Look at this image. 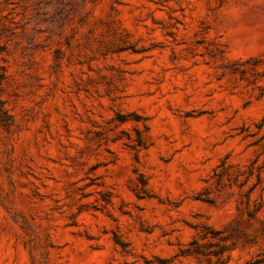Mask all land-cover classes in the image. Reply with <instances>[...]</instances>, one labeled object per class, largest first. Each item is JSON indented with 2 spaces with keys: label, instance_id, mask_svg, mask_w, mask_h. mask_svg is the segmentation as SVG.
Returning a JSON list of instances; mask_svg holds the SVG:
<instances>
[{
  "label": "rangeland",
  "instance_id": "obj_1",
  "mask_svg": "<svg viewBox=\"0 0 264 264\" xmlns=\"http://www.w3.org/2000/svg\"><path fill=\"white\" fill-rule=\"evenodd\" d=\"M0 264H264V0H0Z\"/></svg>",
  "mask_w": 264,
  "mask_h": 264
}]
</instances>
